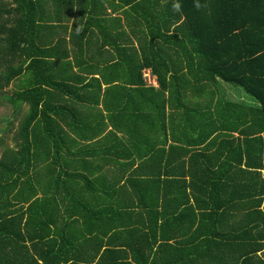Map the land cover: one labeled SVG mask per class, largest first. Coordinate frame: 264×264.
I'll list each match as a JSON object with an SVG mask.
<instances>
[{"label":"trees","instance_id":"1","mask_svg":"<svg viewBox=\"0 0 264 264\" xmlns=\"http://www.w3.org/2000/svg\"><path fill=\"white\" fill-rule=\"evenodd\" d=\"M176 2L184 12V25L178 30H184L188 39L183 42H187L185 55L190 61L192 79L162 59V50L146 58V44L139 52L119 47V51L129 53L127 58L121 54L112 65L122 70L123 84L146 91L149 108L146 151H140L146 154V180L136 181L140 185L133 191L139 208L147 199V207L140 210L147 209V218H141L145 220L144 227H132L128 223H112L117 216L127 214L116 208L104 209L105 219L96 216L91 203L98 198L93 187L98 176L77 172L96 169L93 161L84 158L94 155V148L85 147L91 146L90 140L96 136L95 125L88 121L86 127H73L81 113L61 103L64 95L75 91L78 99L80 90L95 91L96 85L100 90V84L92 79L80 87L73 86L64 75L55 74L54 64L36 57L30 35L41 19L36 15L48 9L46 0H0V91L18 76L24 78L19 90L6 95L12 113L21 117L14 145L6 146L0 155V196L11 193L27 204L25 209L8 208L13 223L0 224L8 231L9 246L19 244L27 253L38 248L56 250L61 257L53 264L63 263V259L65 264H90L86 255L79 254L83 245L87 244L86 249L93 247L94 257L98 254L99 259L106 258L112 250L125 249L111 247L103 236L134 232L140 233L139 238L125 244L131 250L130 259L120 255L104 262H157L168 256L164 247L171 236L196 253L200 264H264V0L170 3L176 7ZM139 6L144 4L135 3V8ZM154 34L157 32L150 34L152 40L158 36L170 39L167 33ZM143 40L146 43V37ZM146 67L157 77L158 88L147 82L148 88H143L141 69ZM222 83L242 92L243 99L237 94L227 97ZM192 92L197 93L194 101ZM91 98L96 99L95 95ZM172 111L181 112L178 118L184 123V138L175 139L173 135L169 143L165 133L169 131L168 121L175 119ZM65 124L78 140L71 138ZM36 168L55 169L51 190L70 204L67 212L55 208L52 213L39 207L46 201L44 198H33L27 188L15 190L20 177L28 175L24 182H39L38 175H29ZM176 168L186 171L174 172L170 178L168 171ZM15 173L20 175L14 176ZM129 179L133 178L126 182ZM80 182L86 193H82ZM105 191L117 193L114 188ZM169 202L173 203L170 212L166 208ZM49 218L55 225L56 236L52 239L48 235ZM58 222L65 224L57 225ZM175 258L186 263L191 255L177 254ZM21 264L37 262L30 259Z\"/></svg>","mask_w":264,"mask_h":264},{"label":"crops","instance_id":"2","mask_svg":"<svg viewBox=\"0 0 264 264\" xmlns=\"http://www.w3.org/2000/svg\"><path fill=\"white\" fill-rule=\"evenodd\" d=\"M171 1L173 0H46L48 9L44 14L36 15L41 19L38 22V27H33L31 31L32 50L37 52L38 59L54 64L52 70L55 71V74L64 75L65 80L76 87H80L92 79H95L101 86L99 90L96 85L95 91L92 89L89 91L80 90L82 94L78 99L75 97V91L72 95H64L61 103L65 105V108L73 107L81 113L80 120L74 122L73 127H86L88 121L95 125L96 136L90 140L92 143L89 145L91 146L85 147L86 149L94 148V155L84 156V158L88 162L93 161L96 169L92 172L83 170L77 172L98 176L97 182L93 185L98 198L95 203H91L96 210V216L105 219V213L102 212L109 208H116L118 212H127L122 217L117 216V219L112 223H128L132 227H144L145 220L141 218H147V209L140 211L147 207V199L143 201L142 208H139V201L133 191L140 185L136 181L146 180V154L140 151H146V129H149V124L146 122V111L149 108L146 106V91L123 84L122 70L120 71L119 67H112L121 54L127 58L129 53L128 51L126 53L119 51V47H131L139 52V48L146 44V58H150L155 52L162 50L164 54L162 59H166L176 69H179L181 75L193 78L188 68L190 61L185 55L187 42H183V39L186 40V36H184V30H178L184 25V12L179 9L177 2L174 7L170 3ZM137 2L144 6L135 8ZM143 15L146 16V19L143 18ZM162 18H165L164 22ZM185 29L189 30L187 26ZM153 32H157L154 34L157 36L167 33L170 35V39H162L161 36H158L152 40L150 34ZM174 34L175 36H173ZM144 37H146V43H143ZM164 40L168 42L164 43ZM189 46L191 47V45ZM17 62L18 59H16ZM193 63L194 60L191 64ZM141 70L144 80L143 88H148L144 75L148 76L151 86L158 88L157 77L151 74V69L146 67ZM23 79V76H18L15 79L14 91L20 89ZM113 86L116 87L110 89ZM222 87L227 97L235 94L243 99L242 92H237L231 86L223 83ZM1 92H8V88ZM93 95L96 97L95 101L91 98ZM190 95L193 101L196 100V92H192ZM171 113L174 114L175 119L171 122L168 121L169 131L165 133L168 135L169 143L172 142L173 135L176 137L175 139L184 138L181 134L184 123L178 118L181 112L172 111ZM66 124L65 129L71 138L77 139V136L69 130ZM172 128L174 131L171 130ZM161 138L163 137L161 136ZM80 142L83 140H79ZM5 148L6 146L2 147V151ZM74 156L78 158L77 154ZM181 157L177 156V158ZM54 170L52 168L30 170L29 175L32 176L33 173L38 175L39 182H36L35 179L32 182H24V178L28 175L20 177L22 179L15 190L27 188V192L33 198H44L46 201L41 202L39 207L46 208L52 213L55 208H63L67 212L66 207H70V204L61 200V197L51 190L54 186L51 178L55 177ZM69 171L72 172V169ZM185 171L181 168L170 169L168 175L172 178L174 172ZM162 174L164 175V172ZM128 178L133 179L126 182ZM80 183L82 193H86L85 186L82 182ZM142 186L147 187V184L142 182ZM105 187L114 188L117 193L105 191ZM169 189L171 188L169 187ZM26 207V203L15 199L13 194L5 192V195L0 196V224L13 223L12 213H7L8 208L14 210ZM166 208L169 212L172 211L173 203L169 202ZM168 211L166 210L167 213ZM2 213L6 215L5 218H2ZM52 221L53 218L52 220L49 218L51 231L49 230L48 235L51 236V239L56 236L55 225ZM97 222L98 219L95 223ZM64 224L65 222L57 223V225ZM7 234V230L0 228V264H21L30 262V259L36 260L37 264H53L61 257L60 254L55 253L56 250L38 248L30 249L27 253L19 244L9 246L7 241L9 235ZM139 234L131 232L103 236V241H110L111 247L121 246L125 251L112 250L111 253L105 255L106 258L100 256L102 262H99L98 254L96 257L92 255L93 249L91 248L93 247L85 248L87 244L80 248L79 254L86 255L90 264H107L104 259L113 260L114 257L120 255L126 256L129 260L132 254L130 248L125 244L129 239L139 238ZM149 237L151 239L152 235ZM86 238L89 239L87 234ZM175 240L179 239L175 238ZM175 240L171 236L167 239L166 244L168 245L164 247L168 254L166 258L149 264H200L196 253ZM195 244L198 246V240H195ZM63 251L65 252V250ZM177 254L191 255V258L186 263H179L175 258ZM25 257L29 260L23 259ZM59 264H65L64 259L63 263Z\"/></svg>","mask_w":264,"mask_h":264},{"label":"rangeland","instance_id":"3","mask_svg":"<svg viewBox=\"0 0 264 264\" xmlns=\"http://www.w3.org/2000/svg\"><path fill=\"white\" fill-rule=\"evenodd\" d=\"M15 80L11 83V85L8 87V92H1L0 91V155L2 152V147L4 146H13L14 145V133L15 130L19 124L20 117L15 116L12 111L13 108L6 100V95H11L15 88ZM246 99H249L248 96H246ZM7 122H6V121ZM9 122V124H8ZM7 140V142H5ZM43 165V164H42Z\"/></svg>","mask_w":264,"mask_h":264},{"label":"built area","instance_id":"4","mask_svg":"<svg viewBox=\"0 0 264 264\" xmlns=\"http://www.w3.org/2000/svg\"><path fill=\"white\" fill-rule=\"evenodd\" d=\"M144 79H145V82H147L148 84H150V80L148 79V76L147 75H144Z\"/></svg>","mask_w":264,"mask_h":264}]
</instances>
